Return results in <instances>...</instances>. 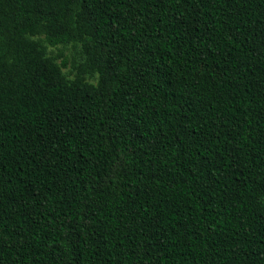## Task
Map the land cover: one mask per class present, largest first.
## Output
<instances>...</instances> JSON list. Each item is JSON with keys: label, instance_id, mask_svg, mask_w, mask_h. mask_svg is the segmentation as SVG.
I'll use <instances>...</instances> for the list:
<instances>
[{"label": "trees", "instance_id": "trees-1", "mask_svg": "<svg viewBox=\"0 0 264 264\" xmlns=\"http://www.w3.org/2000/svg\"><path fill=\"white\" fill-rule=\"evenodd\" d=\"M0 264H264V0H0Z\"/></svg>", "mask_w": 264, "mask_h": 264}]
</instances>
